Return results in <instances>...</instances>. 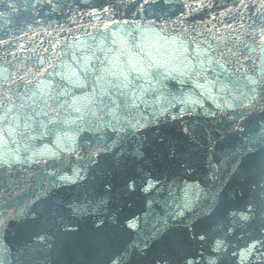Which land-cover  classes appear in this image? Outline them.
I'll return each instance as SVG.
<instances>
[{
	"label": "water",
	"instance_id": "95a60500",
	"mask_svg": "<svg viewBox=\"0 0 264 264\" xmlns=\"http://www.w3.org/2000/svg\"><path fill=\"white\" fill-rule=\"evenodd\" d=\"M262 63L264 0H0V264H264Z\"/></svg>",
	"mask_w": 264,
	"mask_h": 264
},
{
	"label": "snow or ice",
	"instance_id": "6c2138e0",
	"mask_svg": "<svg viewBox=\"0 0 264 264\" xmlns=\"http://www.w3.org/2000/svg\"><path fill=\"white\" fill-rule=\"evenodd\" d=\"M120 43L124 44V41L121 39ZM97 51L104 52L105 60H108V52H111L112 50L108 49L107 52H105L104 47H103V41H101L99 48L94 50L91 55H85L83 57L84 70L85 71H89L88 65H89L90 61L94 57L98 58V57H96V52ZM118 60H119V55H114L111 60H108V63L111 65L113 63V61H118ZM103 63H104V61H101V64H103ZM129 65L131 67V71L137 72V79L144 78L147 81L149 87H151V81L148 80V77L151 75V73L147 69H145L143 67L132 66V62L131 61H129ZM221 67H223V65H221ZM192 70H193L192 66L188 65L187 66V71L184 72V73H181V75H191ZM93 71H94V69H93ZM105 74L114 76L117 82L113 83L112 80H106L105 79ZM73 75H75V74H73ZM129 75H130V73L128 71H120V73L117 75L115 72H112L110 70V68H103L102 67L101 75L97 76L96 80H97V83H100L101 81H104L107 85H110L113 88H117V89L128 88L129 85L131 84V81L129 79ZM163 75H164L165 78H167L168 73H164ZM66 78L68 79V82L70 84H72L74 87H84L85 86V82L83 80L79 79L78 77L75 80H73L71 78V76L66 77ZM247 80L253 86H264V63H262V65H261L259 79H257L254 76H248ZM157 83H159V80H157ZM225 87H226V85H225ZM52 88H53V86H52L51 82H45V81L41 80L39 82V84L37 85L36 91H39V92L43 93L45 91V89H47V90H49V94H50L52 92ZM101 90H102V96L103 95H107V92L104 90V84H101ZM256 90H257L256 87L252 88L253 92H255ZM36 91H32L31 95L35 96L36 95ZM138 91H139L140 96L143 97V95H144L145 91H147V89L144 88L143 85H141L140 88L138 89ZM221 91H223V87L221 88ZM17 94L19 95V99L21 101H24L25 96L27 95V92L24 93V94H19V93H17ZM67 95H69L68 90L66 88H63L60 91V96H67ZM6 99L8 101L7 105L0 104V106L4 107V112H3V115H0V120H8V122H9L8 132H9V134H14L16 132V130L19 128V126H20V121L23 118L22 115H21V112L24 109L25 105H24V103L16 105L11 95H7ZM212 99L215 102L216 98L212 97ZM235 99H238V97L234 98L233 100H235ZM79 100H87L89 103H92V101L87 96H85V97H75V98H73L70 107L75 106ZM254 100H255V97L254 96L251 97L249 99V105L248 106H250L251 103ZM133 103H135V101H133ZM182 103L190 104V105H198V104H200L201 107H203V105L201 104L200 100L196 99V98H193L191 95L186 96L184 98V100H182ZM61 106H63V105H61ZM216 107L217 108H221V107L232 108L233 107V101H225V104H223V105L218 103V102H216ZM75 110L77 112L81 111V109L78 108V107ZM166 111H167L166 109H161L160 110V115L164 116L166 114ZM13 113H15V114H13ZM9 114H13V115H11L10 119H9ZM113 115H114V113H113ZM154 118L158 119V117H155V114H154ZM31 120H32V117L28 116L27 120L25 121V124H24V127L26 129H29V128L32 127V125L30 123H28V121H31ZM110 126H112V125H110ZM41 127L45 129V132H41V134H46L47 133V125L41 123ZM131 127L139 130L140 128L143 127V125L140 124L139 122H137L136 124H132ZM119 131L123 132L124 129L120 128ZM33 138H35V137H33ZM53 155H54V153H53ZM13 161L16 162V163H19V162H21V159H20V157L18 155H13ZM251 247L254 248L255 245H252ZM250 251H251V248L249 249V253H250ZM242 255H246V254H242Z\"/></svg>",
	"mask_w": 264,
	"mask_h": 264
}]
</instances>
